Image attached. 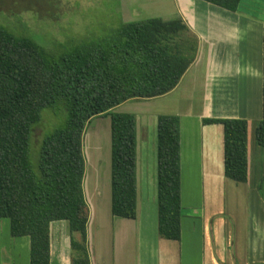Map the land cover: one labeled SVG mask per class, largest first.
<instances>
[{
	"label": "trees",
	"instance_id": "trees-1",
	"mask_svg": "<svg viewBox=\"0 0 264 264\" xmlns=\"http://www.w3.org/2000/svg\"><path fill=\"white\" fill-rule=\"evenodd\" d=\"M236 12L241 0H203ZM109 36L89 35L47 49L0 27V219L11 237H28L29 264H49L50 224L65 221L71 264H89L83 193V136L109 117L111 214L136 218V117L114 110L173 91L194 61L197 38L181 19L112 23ZM55 126L37 149L32 133L43 113ZM223 129L224 176L247 182L244 119H203ZM255 141L264 148V33L262 118ZM156 204L159 238H181L179 118L156 119Z\"/></svg>",
	"mask_w": 264,
	"mask_h": 264
},
{
	"label": "crops",
	"instance_id": "crops-1",
	"mask_svg": "<svg viewBox=\"0 0 264 264\" xmlns=\"http://www.w3.org/2000/svg\"><path fill=\"white\" fill-rule=\"evenodd\" d=\"M158 3L153 0L149 4ZM170 4V20L181 19L196 36V56L173 91L136 101L146 108L141 109L143 114L135 113L136 218L111 214L110 177L107 190L98 181L83 185L89 264H264V148L257 145L254 136L262 118L264 4L241 0L236 12L203 0H171ZM150 19L163 20L152 17L125 23ZM156 100H163V107L170 112L152 114L147 110ZM123 105L114 111L120 112ZM158 115L179 118V241L161 239L157 233ZM203 119L247 121L246 183H228L224 176L223 129L220 125H204ZM150 129L153 134L148 135ZM227 186H240L247 212V224L234 227L231 239L225 222L216 219L225 208ZM29 250V238L11 237L9 222L0 219V264H29ZM49 257V264H71L65 221L50 224Z\"/></svg>",
	"mask_w": 264,
	"mask_h": 264
},
{
	"label": "rangeland",
	"instance_id": "rangeland-1",
	"mask_svg": "<svg viewBox=\"0 0 264 264\" xmlns=\"http://www.w3.org/2000/svg\"><path fill=\"white\" fill-rule=\"evenodd\" d=\"M0 0V27L18 36L32 38L44 48L52 49L57 42L65 43L74 38L91 34L109 36L114 28L112 23L117 19L122 23L139 21L146 18L159 17L170 20L172 16L171 0H162L152 4L153 0ZM252 2L253 0H246ZM261 5L264 0H259ZM149 4V5H148ZM147 5V6H146ZM146 6V7H145ZM145 7V8H144ZM139 102L130 101L118 111H126L135 115L143 114ZM163 100H156L149 106L152 114L169 113L163 107ZM150 112L147 114L150 115ZM138 115V116H139ZM137 115H135L136 117ZM52 113H43L40 123L32 133V148L37 149L42 135L55 126ZM137 128V126H136ZM99 135H98V133ZM153 130L148 131V135ZM98 135V136H97ZM101 136L103 142H100ZM154 136V135H152ZM83 156L86 182L98 181L107 190V179L110 177V129L109 117L94 119L86 128L83 136ZM96 169V171H95ZM97 176V177H95ZM228 183L235 185L227 179ZM240 186H227L223 213L216 217L225 222L226 230L237 229L247 224L246 204L241 198ZM240 196V197H239Z\"/></svg>",
	"mask_w": 264,
	"mask_h": 264
},
{
	"label": "bare ground",
	"instance_id": "bare-ground-1",
	"mask_svg": "<svg viewBox=\"0 0 264 264\" xmlns=\"http://www.w3.org/2000/svg\"><path fill=\"white\" fill-rule=\"evenodd\" d=\"M98 133V132H97ZM100 133V132H99ZM101 140H100V142H103V137L101 136V138H100Z\"/></svg>",
	"mask_w": 264,
	"mask_h": 264
}]
</instances>
